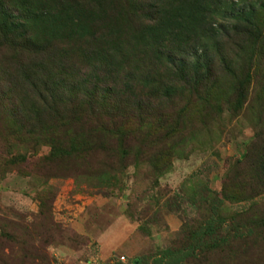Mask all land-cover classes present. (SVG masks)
Masks as SVG:
<instances>
[{
	"label": "rangeland",
	"instance_id": "obj_1",
	"mask_svg": "<svg viewBox=\"0 0 264 264\" xmlns=\"http://www.w3.org/2000/svg\"><path fill=\"white\" fill-rule=\"evenodd\" d=\"M85 2L98 39L68 51L0 32V264H129L208 222L227 241L184 264H264V0H232L215 43L181 48L206 68L178 81L132 39L158 0H0V16Z\"/></svg>",
	"mask_w": 264,
	"mask_h": 264
},
{
	"label": "trees",
	"instance_id": "obj_2",
	"mask_svg": "<svg viewBox=\"0 0 264 264\" xmlns=\"http://www.w3.org/2000/svg\"><path fill=\"white\" fill-rule=\"evenodd\" d=\"M231 1L158 0L156 11L149 21L137 25V32L132 39L142 47L143 57L152 58L163 67L169 68L174 80H190V75L199 74L200 70L205 71L206 65L200 62L202 55L189 59L191 55H186L181 48L198 45V48L193 47L196 53L200 43H215L221 32L217 20L221 16L226 18L222 12L231 11ZM63 8L62 13H45L44 19L39 22L26 16L2 13L0 32L6 38L23 40V44L28 45L26 50L39 46L40 52L45 51L52 42L65 44L66 48L59 51L65 52L70 49V45L87 44L98 39L95 29L103 12L96 13L86 2L81 9L74 11L64 6ZM252 12L253 9H248L234 16L239 21L247 22ZM122 15L127 17V11H123ZM127 24L126 18L124 26H117L125 28L124 34L128 35ZM222 32L226 34L225 30ZM98 44L99 50L96 54L99 56L104 54L103 57L107 58L114 49V44L110 42L102 41ZM169 93L166 90L163 95L168 96ZM222 225V222H208L203 227L199 226L181 247L160 249L152 255L137 257L129 264H184L193 259L197 252H219L227 241L223 236L225 230ZM240 236L249 238L251 233L246 231Z\"/></svg>",
	"mask_w": 264,
	"mask_h": 264
}]
</instances>
